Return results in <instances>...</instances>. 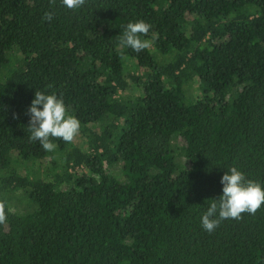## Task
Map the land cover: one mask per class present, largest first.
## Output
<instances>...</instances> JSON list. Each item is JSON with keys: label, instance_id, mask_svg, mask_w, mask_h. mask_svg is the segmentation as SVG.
I'll return each instance as SVG.
<instances>
[{"label": "trees", "instance_id": "1", "mask_svg": "<svg viewBox=\"0 0 264 264\" xmlns=\"http://www.w3.org/2000/svg\"><path fill=\"white\" fill-rule=\"evenodd\" d=\"M36 91L84 149L29 139ZM232 166L264 185V0H0V264H264V204L201 225Z\"/></svg>", "mask_w": 264, "mask_h": 264}, {"label": "clouds", "instance_id": "2", "mask_svg": "<svg viewBox=\"0 0 264 264\" xmlns=\"http://www.w3.org/2000/svg\"><path fill=\"white\" fill-rule=\"evenodd\" d=\"M54 5L55 0H51ZM68 9H79L85 5L86 0H62ZM52 12H46L44 19L51 21ZM152 25L144 20L130 22L120 37V45L131 48L139 53L152 46L148 36ZM42 106V109L41 107ZM31 119L28 130L32 141H39L46 152L53 151L56 145L52 138L63 139L66 143L73 141L80 131V121L74 115H69L62 97L56 94H45L36 91L35 98L28 110ZM223 194L219 199H212L210 206L201 218L203 229L209 233L215 231L220 223L226 219H243L244 213L255 215L264 204V185L260 182L246 178L244 172L232 166L222 176ZM7 201L0 199V225L7 222Z\"/></svg>", "mask_w": 264, "mask_h": 264}, {"label": "rangeland", "instance_id": "3", "mask_svg": "<svg viewBox=\"0 0 264 264\" xmlns=\"http://www.w3.org/2000/svg\"><path fill=\"white\" fill-rule=\"evenodd\" d=\"M135 91H136V93L138 94V91L135 89ZM189 94L192 96V95H198V93H196L195 92V88L193 87L192 88V91H190L189 92ZM74 143L76 144V145H78V146H80L81 148H83L84 149V141L82 140V136H81V134L80 133H78L75 137H74ZM49 163H50V160H46V161H44V162H42V163H38V164H36L35 166H34V169L35 170H38L39 168H41V166H43L42 167V169L43 170H45L46 169V167L49 165ZM41 165V166H40ZM25 168L26 169H30V166H26V167H24L23 165L22 166H20L19 167V172H21L22 174H24L25 173ZM32 173H37L36 171H32ZM12 197V196H11ZM11 202H12V204H18L19 205V212L20 213H26L28 210H27V208H28V206H27V204H26V202H21V200H19V198L18 197H16V196H14V197H12V199H11Z\"/></svg>", "mask_w": 264, "mask_h": 264}]
</instances>
